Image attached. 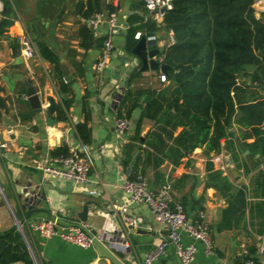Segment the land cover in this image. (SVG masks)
<instances>
[{"label":"crops","instance_id":"crops-1","mask_svg":"<svg viewBox=\"0 0 264 264\" xmlns=\"http://www.w3.org/2000/svg\"><path fill=\"white\" fill-rule=\"evenodd\" d=\"M87 1L0 0V20L7 15L13 20L8 31L0 36V96L3 101L0 108V233L17 229V221L22 222L31 248L45 264L110 263L98 258L93 247L81 249L57 235L46 238L29 228L27 221L49 217L47 212L50 211L70 223L87 225L101 240L107 234L118 246L128 244L123 263L142 264L165 240L166 231L154 220L146 204H127V194L122 187L124 170L128 163H134L151 188H158L168 180L174 199L182 203L188 217H195L200 210L204 212L213 253L205 254L203 246L196 243V264H241L247 257L254 264H264V156L260 150L246 146L253 138L242 137L247 129L237 122L241 113H235L226 136L220 140L221 152H211L208 156L203 146L183 156L170 152L172 141L166 132L160 131L164 125L147 118L140 121V107L132 111L125 133L117 135L114 121L119 103L115 100L120 101L130 75L140 67L138 58L126 50L127 18L137 14L159 26L162 16L151 15L153 12L145 9L143 0H96L99 9L96 12L106 15L112 7L118 20V28L112 35L113 50L104 72L98 74L94 67L102 52L100 43L109 30L107 25L92 30L96 42L88 49L81 46L79 30L87 26L86 19L91 15H83ZM91 5L96 6L93 0ZM254 13L264 21V15ZM21 31L28 34L37 48L29 60L21 56L18 40ZM170 34L159 29L146 36L155 38L148 49H158L162 56L172 43ZM39 44L47 46L58 57L60 76L68 87L66 94L58 91V74L53 64L40 56ZM63 71L70 75L68 81ZM160 74L157 70L141 72L131 86L165 92L171 84L167 79L162 82ZM26 82L40 96V110L31 108ZM247 82L257 85L249 78ZM86 94L90 140L84 144L77 136L75 125L83 121ZM48 96L56 100L58 109L63 101L69 100L66 119H55L56 113L49 116L46 111ZM180 131L181 127L176 128L173 136ZM69 147L86 153L91 161L85 184L45 175L34 168L36 161L53 155V149L68 150ZM218 154H222L226 163L224 171L218 170L213 161ZM208 163L212 165L209 169ZM213 171L220 173L224 183L210 179ZM240 191L244 205L226 214ZM83 207H87L86 221L80 222L78 214ZM122 209L138 221L129 234L120 223ZM261 221L263 227H260ZM181 239L184 244L191 242L184 233ZM153 264L180 263L174 247L168 244Z\"/></svg>","mask_w":264,"mask_h":264},{"label":"trees","instance_id":"trees-1","mask_svg":"<svg viewBox=\"0 0 264 264\" xmlns=\"http://www.w3.org/2000/svg\"><path fill=\"white\" fill-rule=\"evenodd\" d=\"M91 2L87 1L85 17L99 11L97 1L93 0L94 7ZM253 2L171 0L172 7L164 12L159 26L143 16L130 14L125 36L126 50L130 54L138 41L135 38L137 32L151 36L164 29L172 34L173 42L162 53V62L169 66L165 79L169 80L171 88L162 92L132 87L133 79L141 75L137 69L127 81L116 115L128 120L132 111L140 107V121L147 118L164 125L160 131L166 132L172 141L170 152L183 156L197 146H203L208 156L211 152H221L220 140L226 136L238 111L241 116L237 122L247 129L242 137L253 138L246 146L260 150L264 156V21L255 17ZM113 10L109 8V11ZM12 24L8 15L2 18L0 36ZM79 36L84 49L96 42L92 29L86 25L80 28ZM38 50L43 59L53 64L59 78L58 91L66 94L68 87L60 76L58 57L44 44H39ZM247 78L257 85L248 83ZM84 99V118L75 125V130L80 141L86 144L90 140L87 94ZM2 106L0 96V108ZM68 107L69 100L63 101L55 119H66ZM178 127L181 131L173 136ZM227 146L230 148L231 145L228 143ZM67 153L68 150L62 148L52 151L53 155ZM210 167L212 165L208 163L207 168ZM209 177L224 183L218 171H213ZM241 199L244 201L242 191L236 195L234 206L229 204L226 214L244 205ZM260 227H263V221ZM28 241L31 245L29 238ZM35 256L38 264H45ZM0 264H35L25 239L15 227L0 233Z\"/></svg>","mask_w":264,"mask_h":264},{"label":"built area","instance_id":"built-area-1","mask_svg":"<svg viewBox=\"0 0 264 264\" xmlns=\"http://www.w3.org/2000/svg\"><path fill=\"white\" fill-rule=\"evenodd\" d=\"M145 9L148 12H155L160 9L166 11L171 9V0H143ZM254 11L260 16L264 15V0H254ZM163 16L164 13H158ZM87 26L94 30L99 29L102 25H107L108 34L103 39L102 52L95 63V71L102 74L106 67V62L109 59L113 50L112 35L115 29L118 28L117 12L109 11L106 15L101 12H94L86 19ZM140 33H136L135 38L139 39ZM148 41H153L154 37H148ZM18 40L21 44V56L24 60H29L36 54L37 48L27 33L21 31L18 34ZM170 41L173 42V36L170 34ZM157 61L162 63V56L155 57ZM160 80L165 81V75L160 74ZM118 104L119 100L116 99ZM128 128V120L116 115L114 121V131L117 135H122ZM213 161L218 170L224 171L226 163L223 161L222 154L215 155ZM34 168L45 175H50L58 178H64L73 181L75 184H85L91 170V161L88 155L74 147L68 148V153L54 154L47 159L36 161ZM125 179L123 182V190L127 194V204L144 203L148 206L154 220L162 226L166 231V238L162 241L155 250L148 255L142 264H153V261L160 253H163L166 246L171 244L174 247V254L180 264H196V243L203 246L205 254L213 253V242L210 229L205 220L203 211H198L195 217L190 218L186 215L182 203L176 201L172 195L171 183L167 180L158 188H151L142 174V171L134 165L128 163L124 170ZM96 194V192H91ZM57 217V216H56ZM60 218V217H58ZM120 223L122 229L129 234L137 225L138 221L135 216L127 213L123 209L120 212ZM17 227L23 229V223ZM29 228L40 234L43 237L51 238L59 236L63 241L73 244L81 249L92 247V239L88 232L92 231L87 225L82 223V226L64 227L58 225L49 217L33 219L27 221ZM184 233L191 240L190 243L184 244L181 239V234ZM94 235V234H93ZM95 236V235H94ZM97 237V236H96ZM98 238V237H97ZM104 240L99 239L108 249L116 248L117 250H129L126 246H118L112 240H109L107 234L103 236ZM27 240V238L25 237ZM105 240L107 242H105ZM241 264H254V261L247 257Z\"/></svg>","mask_w":264,"mask_h":264},{"label":"water","instance_id":"water-1","mask_svg":"<svg viewBox=\"0 0 264 264\" xmlns=\"http://www.w3.org/2000/svg\"><path fill=\"white\" fill-rule=\"evenodd\" d=\"M165 9H160L158 11L153 12L151 15L156 13H164ZM154 42L148 41L147 37L144 35H140L136 45L133 47L131 54L138 58L140 62L139 70L141 72H145L148 70H157L160 71L162 74H166L169 66L166 63H161L156 60L155 57L159 56L158 49H151L149 50L148 47L150 45H153ZM103 45V42L100 43ZM65 80H69L71 77L66 73V71H63ZM27 87V95L28 100L30 102L31 108L33 110H40L41 109V100L40 96L36 92V89L29 84L28 82L25 83ZM46 101L48 103L46 107V111L49 114V116H53L57 110H58V103L52 96L46 97ZM52 122V120H50ZM33 210L29 211L27 218L32 214ZM49 214V218L51 220H54L58 225L69 227V226H82V223H70L69 221L65 220L64 218H58L55 215H52L50 211L47 212ZM30 214V215H29ZM86 215H87V207H83L82 212L78 214V218L80 219V222L86 221ZM22 222H19L21 224ZM17 229L20 231L22 236L25 239L24 230L17 227ZM90 238L92 239V247L94 248L98 258L100 259H106L111 264H124L122 259L124 257V250H117L116 248L108 249L96 236L93 235V233L88 232ZM27 247L29 249V252L34 260L35 264L37 263L36 257L34 255V252L32 248L30 247L28 240H26Z\"/></svg>","mask_w":264,"mask_h":264},{"label":"rangeland","instance_id":"rangeland-1","mask_svg":"<svg viewBox=\"0 0 264 264\" xmlns=\"http://www.w3.org/2000/svg\"><path fill=\"white\" fill-rule=\"evenodd\" d=\"M24 234H25V236H26V238H27V240H28V237H27V234H26V232L24 231ZM28 243H29V241H28ZM29 245H30V243H29ZM30 247H31V245H30ZM35 255V254H34ZM36 257V256H35Z\"/></svg>","mask_w":264,"mask_h":264}]
</instances>
